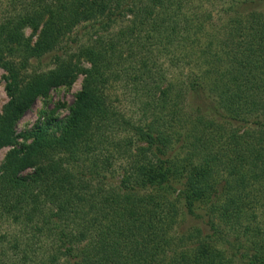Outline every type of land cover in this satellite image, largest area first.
Here are the masks:
<instances>
[{
	"label": "trees",
	"instance_id": "trees-1",
	"mask_svg": "<svg viewBox=\"0 0 264 264\" xmlns=\"http://www.w3.org/2000/svg\"><path fill=\"white\" fill-rule=\"evenodd\" d=\"M180 2L23 0L0 21V264H264V0L192 52L172 49L195 39ZM79 75L68 115L16 132Z\"/></svg>",
	"mask_w": 264,
	"mask_h": 264
},
{
	"label": "rangeland",
	"instance_id": "rangeland-1",
	"mask_svg": "<svg viewBox=\"0 0 264 264\" xmlns=\"http://www.w3.org/2000/svg\"><path fill=\"white\" fill-rule=\"evenodd\" d=\"M15 1L16 5L12 0H0V21L6 17L12 16L14 12L19 11L23 0ZM243 1H247L246 4H242ZM235 6H238L237 8L239 10L244 11L248 7V0H181L180 16L185 15L190 18L194 24L199 25V23H201V25L197 27L198 29L194 27V24L190 27V33L194 35L193 37L195 38L193 40L194 43L191 42L193 45L192 49L188 45L190 40L185 41V44L183 42L175 43L172 49L174 48V51L177 52L181 51L182 45L180 44H183V47L191 52L193 50L198 51L207 40L212 39L214 35L221 34L223 27L234 15ZM256 10L264 11V8L258 6ZM128 24V18L121 16L120 19L110 27L109 31L113 33ZM24 32L26 35H29L31 29L26 28ZM181 32H178V34H181ZM36 35L33 36L32 42L35 41ZM70 44L72 46L74 45L73 43ZM183 61L186 63V60ZM30 64V69H36L38 71L47 70L53 66L52 62L46 57L32 59ZM166 68L168 78H170V76H177L182 72L184 73L186 69L182 65L173 66L171 64L167 65ZM3 75L4 72L0 70V113L3 105L8 100V96L4 89L5 82ZM82 79V75H79L70 86H59L53 89L47 97L38 98L18 121L16 132L19 133L31 128L35 122L43 119L44 115L58 118L68 115L69 108L75 99V95L81 89ZM184 129L186 130V128ZM8 149L9 147L0 149V164Z\"/></svg>",
	"mask_w": 264,
	"mask_h": 264
}]
</instances>
